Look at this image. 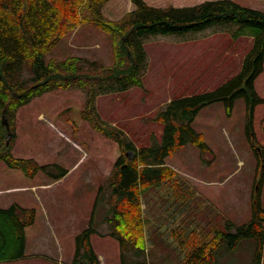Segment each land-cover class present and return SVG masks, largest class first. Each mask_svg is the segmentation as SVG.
<instances>
[{"label":"rangeland","instance_id":"obj_1","mask_svg":"<svg viewBox=\"0 0 264 264\" xmlns=\"http://www.w3.org/2000/svg\"><path fill=\"white\" fill-rule=\"evenodd\" d=\"M149 1L166 7L206 0ZM237 1L264 11V0ZM130 2L113 0L116 14L106 11L105 15L114 20L122 18ZM238 27V22L226 21L153 35L145 42L149 66L143 85L98 95L95 108L100 123L111 131L125 133L138 146L161 141L164 124L155 119L160 108L173 98L212 90L239 71L252 42L251 37H235ZM70 56H83L109 67L114 60L113 37L94 24H81L46 58L64 60ZM28 68L29 64L27 75ZM86 72L103 74L104 70ZM255 87L264 98V70ZM87 110V94L81 88L46 92L18 110L14 154L34 157L40 164L57 162L73 169L66 178L52 182L54 179L43 171L27 176L0 160V189L25 187L24 191L0 193V205L16 200L36 210V224L27 239V254L33 258L2 264H53L44 252L57 257L61 245L63 264H71L77 234L91 223L103 233L111 229L104 222L109 195L100 189L108 187L121 148L84 118ZM249 113L245 97L235 101L231 114L224 101L200 111L193 126L203 133L211 150L189 143L167 157L175 175L162 186L142 193L147 252L141 259L127 253L126 264H186L188 252L210 241L216 231H229L228 221L236 226L250 222L253 193L262 174L264 207V101L254 106L252 131L248 130ZM82 155L86 160L79 162L75 170ZM33 231L40 234L36 236ZM91 241L95 251L104 256L101 264H123L118 239L94 233ZM254 251L255 241L244 240L233 250L222 249L216 264H254Z\"/></svg>","mask_w":264,"mask_h":264},{"label":"trees","instance_id":"obj_2","mask_svg":"<svg viewBox=\"0 0 264 264\" xmlns=\"http://www.w3.org/2000/svg\"><path fill=\"white\" fill-rule=\"evenodd\" d=\"M109 1L0 0V160L31 177L43 171L58 180L68 173V169L59 163L40 164L34 158L17 157L13 153L18 110L34 98L55 89L85 90L88 110L83 112L84 118L115 139L121 148L108 187L100 189L109 195V210L104 222L110 224L111 229L103 233L91 223L77 234L71 264H101L91 241L94 233L119 240L123 264L127 263L129 252L139 259L145 257L147 246L142 193L145 189L162 186L175 175L167 157L184 145L191 143L202 150H211L203 133L193 126L200 111L208 105L224 101L231 114L235 101L245 97L250 111L248 130L252 131L254 106L264 101L255 87L257 77L264 70L263 10L243 5L237 0H206L194 5L166 7L151 5L146 0H132L136 8L114 20L103 11ZM226 21L239 23L234 31L235 37L249 35L254 38L241 70L212 90L173 98L160 108L155 119L164 124L161 141L138 146L125 133L111 131L100 123V115L95 108L98 95L143 85L149 66L145 42L153 35L200 29ZM84 23L94 24L112 35L114 60L109 67L83 56H70L64 60L46 58L56 44ZM27 64L29 75L25 71ZM88 69H103L104 73L90 74L86 72ZM98 83L100 86L96 88ZM3 117L9 120L14 133L9 145ZM262 178L256 183L253 193V217L250 222L236 226L228 221L229 231H216L210 241L188 252L185 255L186 264H216L222 249L233 250L247 239L255 241L254 264H262ZM35 219L34 208L17 202L6 208L0 207V262L25 257L26 228L33 225Z\"/></svg>","mask_w":264,"mask_h":264},{"label":"crops","instance_id":"obj_3","mask_svg":"<svg viewBox=\"0 0 264 264\" xmlns=\"http://www.w3.org/2000/svg\"><path fill=\"white\" fill-rule=\"evenodd\" d=\"M112 1L113 0H110L104 7H103V11H104V13H106V11H108L109 13H111V14H116V10H115V6L112 4ZM148 3H150V1L149 0H146ZM151 4V3H150ZM185 6H187V5H185ZM136 8V6H135V4L132 2V0H131V2H130V4H129V6H128V8H127V11H131V10H133V9H135ZM238 38H240V37H251V42H252V44H251V47H252V45H253V43H254V38H253V36H249V35H242V36H237ZM251 47H250V49H251ZM249 49V50H250ZM249 50H248V52H249ZM247 52V53H248ZM246 53V54H247ZM245 57V56H244ZM243 60H244V58H243ZM242 64H243V61H242V63H241V65H240V68H239V71L241 70V67H242ZM238 71V72H239ZM237 72V73H238ZM237 73H235V74H233L232 76H230L229 78H227L226 80H228V79H230L231 77H233L234 75H236ZM226 80H224V82L226 81ZM223 83V82H222ZM221 84V83H220ZM219 84V85H220ZM217 87V86H216ZM215 87V88H216ZM258 91V90H257ZM259 93V92H258ZM13 153H14V151H13ZM15 155V154H14ZM15 156H17V155H15ZM17 157H19V156H17ZM25 158H34V157H25ZM84 160H86V156H84V155H82L81 156V158L78 160V162L74 165V169L76 168V166L79 164V162H81V161H84ZM53 163H57V162H53ZM61 165V164H60ZM63 166V165H62ZM80 166V165H79ZM65 167V166H64ZM67 168V167H66ZM68 169V173L64 176V177H62V178H60L59 180H62V179H64V178H66L67 177V175L70 173V171L73 169V168H67ZM76 170V169H75ZM25 174V173H24ZM28 176V175H27ZM59 180H53L52 182H57V181H59ZM16 189H20V191H24V189H25V187H2L1 189H0V193H7V194H9V193H12V192H9L10 190H16ZM13 192H15V191H13ZM21 199H23V198H21ZM15 202H17V203H19V204H21L22 206H24V207H29L28 205H25V204H22L21 202H19V201H16V200H12L9 204H7V205H0V207H2V208H6V207H9L11 204H13V203H15ZM106 205H107V203H106ZM48 217H49V215H48ZM49 220V219H48ZM48 220H47V222H48ZM36 224V219H35V222H34V224L33 225H31V226H29V227H27L26 228V234H27V239H28V235H29V232H30V230L34 227V225ZM33 233L34 234H36V236H37V234H40L38 231H33ZM97 252V251H96ZM59 253H61V254H59L57 257L56 256H54V254L52 253V252H44V255H45V258L48 260V261H50L51 263H53V264H63V258H64V249H63V247H62V245H61V250H60V252ZM97 254L99 255V257L100 258H104V256H103V254L102 253H98L97 252ZM32 259L33 257L32 256H29V254H27V245H26V255H25V257H23V258H21V259H18V260H23V259ZM18 260H12V261H18ZM5 262H10V261H5ZM62 262V263H61ZM2 263H4V262H0V264H2Z\"/></svg>","mask_w":264,"mask_h":264},{"label":"water","instance_id":"obj_4","mask_svg":"<svg viewBox=\"0 0 264 264\" xmlns=\"http://www.w3.org/2000/svg\"><path fill=\"white\" fill-rule=\"evenodd\" d=\"M3 124L6 126V128L8 129V139H7V145L10 144L12 138H13V132L11 130V125H10V122L7 118L3 117V120H2Z\"/></svg>","mask_w":264,"mask_h":264}]
</instances>
